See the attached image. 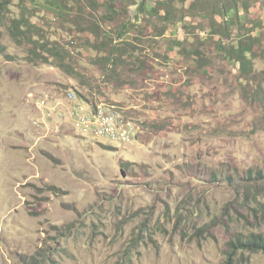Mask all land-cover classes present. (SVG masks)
<instances>
[{
	"label": "rangeland",
	"instance_id": "1",
	"mask_svg": "<svg viewBox=\"0 0 264 264\" xmlns=\"http://www.w3.org/2000/svg\"><path fill=\"white\" fill-rule=\"evenodd\" d=\"M142 1L118 20L102 0L92 10L124 49L114 63L90 32L41 7L33 20L68 71L29 61L8 31L20 14L11 5L0 34V264H264V249L231 246L264 238V123L254 126L262 112L243 91L264 87V0H242L249 10L240 2L216 27L184 13L191 0H171L170 17ZM240 38L253 43L248 80L228 53ZM98 105L130 141L71 114Z\"/></svg>",
	"mask_w": 264,
	"mask_h": 264
},
{
	"label": "trees",
	"instance_id": "2",
	"mask_svg": "<svg viewBox=\"0 0 264 264\" xmlns=\"http://www.w3.org/2000/svg\"><path fill=\"white\" fill-rule=\"evenodd\" d=\"M143 0L140 3L141 10L143 6L146 4ZM15 2L18 3L20 7L19 17H12L10 19V23L8 26V31L11 34L12 38L19 44H27L29 46V61L32 63H36L38 61L55 62L59 67L67 70L71 67L67 65L65 62V53L63 51V47L57 43L56 40L48 39L44 33L43 25H39L37 21H34L33 18L38 14L41 10V7L47 8L51 10V14L54 18H64L69 20L72 23H75L76 26H79L83 31H88L94 37L92 41L97 40L98 43L94 45L98 50L107 49L108 53L105 55L106 59L114 63L120 53L124 50L123 48H119V45L114 43L113 37L107 31V29L99 22H97L96 18L92 10H95L98 6L100 0H88L89 6L93 7L90 12H72L71 5L68 2H63V0H0V34L1 27L5 24L7 17L10 14L11 5ZM98 2V3H97ZM205 6L199 5V1L191 0L188 5V10L184 11L185 14H191L190 12H195L196 14H205L212 20V26H217L216 17L217 15L225 17L228 13L234 10V16L239 17L240 15V2L241 6L245 8L246 11L249 10V5L242 0H212L207 1L204 0ZM137 3V0H102L100 3L101 7L104 8L105 13L111 18L118 20L120 17V12L127 11L131 5ZM158 6L154 7V11L158 12L161 9L167 12V15L170 17L171 11V0H159ZM84 5H81L83 7ZM219 26V25H218ZM122 27L125 29L127 27L126 24H123ZM225 35H229L230 29L223 28L222 29ZM120 38L125 36V33H119ZM252 39L249 38L247 42L244 39H239L237 46H232V48L228 51L229 54L232 55L234 60H236L239 64L240 71L242 74H246L243 77V80H248L247 76L250 73L253 63L248 57L247 53L253 50ZM123 45H131L129 41H123ZM223 42L220 41L219 47L224 49ZM126 51V50H125ZM0 52H5V47L0 45ZM196 53L199 56V59H204V54L196 50ZM9 55L6 54V57ZM53 59H56L53 61ZM145 64L144 60L140 61V68H142ZM202 63L201 65H203ZM244 85V95L246 100L252 105H256L260 108L262 114L259 119L255 120L256 127L261 126L264 123V87L259 83L253 85L248 81L247 83H243ZM259 175H262L259 172ZM249 178H254L249 176ZM231 246L233 248L240 247L242 249H250L253 251H258L260 248L264 249V238L261 235L253 234L246 239L238 238L236 241L231 242Z\"/></svg>",
	"mask_w": 264,
	"mask_h": 264
},
{
	"label": "built area",
	"instance_id": "3",
	"mask_svg": "<svg viewBox=\"0 0 264 264\" xmlns=\"http://www.w3.org/2000/svg\"><path fill=\"white\" fill-rule=\"evenodd\" d=\"M71 95V99H76V92H69ZM47 102L46 99H42L39 101L38 105L41 108V103ZM53 111L58 112L56 105L53 107ZM62 114V112H61ZM80 118H85L86 116L94 117V127H97L100 130H105L108 132V137L112 139L113 136H120L124 138V142H128L131 140V136L129 134V128L127 124L119 123L118 118L110 112H105L99 105L97 107V112H89V111H81L79 109H73V113Z\"/></svg>",
	"mask_w": 264,
	"mask_h": 264
},
{
	"label": "bare ground",
	"instance_id": "4",
	"mask_svg": "<svg viewBox=\"0 0 264 264\" xmlns=\"http://www.w3.org/2000/svg\"><path fill=\"white\" fill-rule=\"evenodd\" d=\"M69 99H70V98H69ZM72 101H73V100H72ZM72 101H71V102H72ZM42 104H43V105H46L47 103H46V102H42ZM46 106H47V105H46ZM75 108H77V107H75ZM100 108L102 109V107H100ZM52 110H53V109H52ZM102 110H103V109H102ZM103 111H104V110H103ZM107 111H108V110H107ZM48 112H49V111H48ZM74 117H75V116H74ZM91 119H92V118H91ZM78 121H79L80 124H82V123H83V124H88V123L90 122V119H89L88 117H85V118H83V119L79 117V120H78ZM81 126H82V125H81ZM83 126H84V125H83ZM94 128H95V127H94ZM103 131H104V130H103ZM113 138L116 139L117 136H113ZM120 140H121V138H120Z\"/></svg>",
	"mask_w": 264,
	"mask_h": 264
}]
</instances>
